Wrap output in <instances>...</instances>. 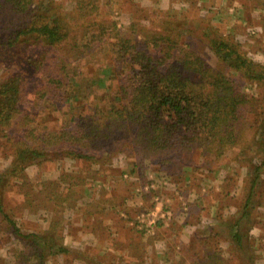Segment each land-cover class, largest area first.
<instances>
[{
    "label": "trees",
    "instance_id": "16d2710c",
    "mask_svg": "<svg viewBox=\"0 0 264 264\" xmlns=\"http://www.w3.org/2000/svg\"><path fill=\"white\" fill-rule=\"evenodd\" d=\"M100 1L73 0L68 10L59 0H0V142L10 143L13 156L0 174V218L23 245L14 264H51L72 250L57 223L41 231H23L5 205L6 189L13 180H23L29 165L48 157H72L98 167L126 148L139 157L133 173L140 170L145 176L144 170L152 164L165 177L192 178L197 193L202 183H195L193 172L201 170L204 177L231 166L228 161L219 168L211 166L224 161L229 151L239 150L226 159L254 166L256 175L238 214L223 220L227 239L216 232L220 238L214 247V235L200 234L201 252L190 243L178 250L181 262L231 264L219 244L225 238L230 250L244 246L254 196L263 183L259 177L264 169V40L257 44L263 56L256 59L243 42L202 17L207 22L202 37L217 58L214 66L184 44L190 29L184 13L175 7L164 10L138 3L126 34L115 20L104 19L102 9L110 3ZM143 21L154 28L146 30ZM113 31L115 39L109 41ZM105 43L117 50L99 67L104 75L94 79L104 91L94 98L92 92L81 95L78 62L95 57L89 49ZM64 47L65 51H57ZM112 76L119 80L115 87L107 84ZM247 85L255 91H246ZM57 112L58 128L40 125V113ZM190 152H198L204 161L192 164L193 172H184L180 162L173 168L178 157ZM67 178L64 175L62 180ZM221 191V197L229 196V184L222 183ZM192 205L193 210L202 206L198 200Z\"/></svg>",
    "mask_w": 264,
    "mask_h": 264
},
{
    "label": "rangeland",
    "instance_id": "374dc122",
    "mask_svg": "<svg viewBox=\"0 0 264 264\" xmlns=\"http://www.w3.org/2000/svg\"><path fill=\"white\" fill-rule=\"evenodd\" d=\"M59 1H63L68 10H72L73 0ZM102 1L104 0L100 2ZM170 2L175 6L179 4L183 6L186 1ZM109 3L102 9L104 19L107 22L115 20L121 32L127 34L132 29L130 28L134 16L132 13L137 11L134 6L139 3L138 7L152 8L159 5L161 0H109ZM192 6L196 8L183 14L186 19L185 25L190 29L189 35L185 34L183 42L185 45L190 44L192 49L198 50L215 66L217 58L204 42L201 32V28H204L207 22L211 24L213 22L208 19L207 22L201 21L202 17L208 18L207 13L199 9L203 6L201 1L197 4L196 0V5ZM76 19L79 18L76 16ZM143 25V27L146 25V30L154 28L148 21ZM249 26L245 28L244 41L247 42L245 47L251 56L258 59L263 53L257 44L264 40V35L259 26L254 24ZM116 31L111 33L113 37L108 38L109 41L115 39ZM44 50L43 48L40 54ZM65 50V47L57 49L60 52ZM89 50L96 56H88L86 57L88 59L78 62V69L82 71L79 93L86 96L92 92L93 96L89 97L94 98L100 96L105 88L94 83V79L104 75L99 67L104 66L117 48L105 43L93 45ZM118 82L119 80L116 81L113 76L107 79V84H112L111 87H115ZM255 89L253 85H247L245 88L246 91ZM40 114L41 126L58 128L57 119L60 112L56 115ZM11 150L10 143L0 142V174L12 162ZM238 152V149L229 151V158L237 156ZM227 156L221 163H213L211 166L219 168L224 166L226 161L230 162L231 166L218 169L221 171L220 177L225 178L222 183L229 184V196L218 197L217 192L220 190L217 187L213 189V186L218 185L217 181L209 190L207 189L209 185L202 186L201 192L197 195L193 191L197 192L198 186L196 184L191 186L192 183L184 179V174L173 177L160 175L162 172L150 165V160H146V166H150L144 170L145 176H141L140 170L133 173L134 162L139 157L135 150L126 148L115 155L112 162L98 167L72 157L61 160L48 157L40 163L31 164L26 168V177L23 180H13L6 189L5 205L25 232L49 229L57 223L56 228L63 235L64 243L72 251L70 254L57 256L51 260V264H189L188 260L181 262L178 250L183 244L190 243L194 249L201 252L204 249L202 241L199 240L202 231L197 234L192 233V230L198 227L201 230L203 225L206 227L205 222L197 220L201 212L191 209L192 203L198 200L205 205L214 198L221 199L220 203H225L226 208L219 207L214 210L215 220L218 221L214 225L210 222L209 228L203 229L204 233L201 235L210 236L211 230L216 231L215 228L219 229L221 226L228 231V226L223 220L238 214L244 201L240 202L239 209H233L231 206L237 204L239 199L244 200L249 182L256 175L254 166L251 169L246 162L231 161L229 158L226 159ZM201 161L204 159L198 152L184 153L177 161L175 160L173 168H178L176 162L192 166ZM200 171L193 172L196 174L195 183L200 182L199 178L203 177ZM64 175L68 177V181L62 180ZM259 180L263 183L258 186L254 196L250 235L244 238L242 248L234 246L233 250H230L228 244L223 247L224 256L231 264H264V169ZM220 189L222 190V186ZM202 209L207 212L206 207ZM209 213L211 215V211ZM0 219V264H14L15 253L23 248V245L10 230L6 229V223L2 218ZM218 238L220 236H212L214 247H218L216 242Z\"/></svg>",
    "mask_w": 264,
    "mask_h": 264
},
{
    "label": "crops",
    "instance_id": "0c3cea01",
    "mask_svg": "<svg viewBox=\"0 0 264 264\" xmlns=\"http://www.w3.org/2000/svg\"><path fill=\"white\" fill-rule=\"evenodd\" d=\"M185 1L186 2L183 6H181L180 4L179 6L178 5L175 6V4L171 3L170 0H161V3H159V5L161 8L165 10H167L170 7H175L176 10L182 11L184 14L186 12L192 11V8H196L192 6V4L196 5V0H185ZM198 1H201L203 3V6L201 7L198 6L200 11L207 13L206 16H208V18L213 22V25H215L216 27L219 26L222 30H226L225 31L226 33L234 35L235 38H237L241 42H244L245 43L244 45L247 44V42L244 41L245 39L244 36H246L245 28L246 26L248 27L249 24H254V26H259L261 28L262 34L264 35V0H197V4H198ZM203 7H205V9H201ZM192 170H193L192 166L184 167V172H192ZM220 173L221 171L217 169L216 171L212 172L210 175H205L204 177H202L204 178L201 180L202 186H205V184L209 185V187H207V189L209 190L214 184V182L217 181L218 185L213 186V189L217 187V189L221 191L220 186H222V182L225 180V178H221ZM184 179L188 183H190L191 181L193 182L192 178L184 177ZM205 190L206 189L204 187L203 191ZM193 192L199 195V193H197L196 191H193ZM217 195L218 197L222 196L220 192H217ZM239 198L240 197L238 196L237 199ZM220 201L221 199L217 198L215 200L214 198L210 203L205 204L206 206L202 204L200 208L201 213L199 214L197 220L199 219L200 222L201 221L205 222L206 223L205 228H209L210 222L212 225H214L215 222L218 221V220H215V217H214V210L216 208H219V207H222V209L226 208L225 203L223 202L220 203ZM242 201H243V198L242 200L239 199L237 204H232L231 208L239 209L241 207V206L239 207V204ZM204 207H206L207 209L206 213H205V210L202 209ZM209 211H211V215ZM221 227L219 229L215 228L216 231L211 230V232H209V235L212 236V235H215L216 232H221L220 236L223 235L225 237V235L227 234V231ZM205 228L203 225L201 230L198 227L195 230H192V233L200 234L201 231L202 233H204L203 229ZM197 229H199L200 231ZM192 233L190 231V235ZM225 238L227 239V237ZM225 238L219 244L222 247H224L225 244L226 245L230 244V241H227ZM188 241H189V238H188Z\"/></svg>",
    "mask_w": 264,
    "mask_h": 264
}]
</instances>
